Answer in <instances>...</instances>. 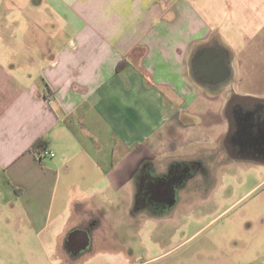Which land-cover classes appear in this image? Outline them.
Instances as JSON below:
<instances>
[{"label":"crops","instance_id":"0c3cea01","mask_svg":"<svg viewBox=\"0 0 264 264\" xmlns=\"http://www.w3.org/2000/svg\"><path fill=\"white\" fill-rule=\"evenodd\" d=\"M26 1L0 8L16 57L0 59V212L18 242L0 240V264L17 249L23 264L67 263L74 225L102 204L116 214L151 157L220 139L228 161L264 168V0ZM196 50L215 66L196 72Z\"/></svg>","mask_w":264,"mask_h":264},{"label":"rangeland","instance_id":"374dc122","mask_svg":"<svg viewBox=\"0 0 264 264\" xmlns=\"http://www.w3.org/2000/svg\"><path fill=\"white\" fill-rule=\"evenodd\" d=\"M23 1L27 3L19 0ZM15 4L16 0H0L3 14L4 5ZM10 13L5 16L8 22L14 21L13 17L19 21L24 15L17 8ZM4 33L0 34V59L8 67L16 57L12 41L7 38L13 35L12 30L6 28ZM217 100L209 105L211 114L207 119L211 122L221 120L220 109L213 108L220 107ZM207 102L209 98H202L195 108H204ZM191 113L186 112V116ZM221 147L219 139L208 144L193 143L170 156L151 157L146 170L153 172V178L171 176L169 184H164L172 190L167 206L144 207V187L138 183L135 188L127 187L133 198L128 202L117 200L112 205L116 214L102 204L93 215L86 213L74 225L89 242L78 253L69 250L60 254L69 258L64 264H264V168L230 162ZM7 189L0 187V196L6 197L0 198V207L6 204V211L12 204L8 192H4ZM6 211L0 212V240L5 239L4 244L13 248L18 244L11 234L14 229L1 220ZM17 250L6 255L5 264H23ZM43 257L40 254L41 262Z\"/></svg>","mask_w":264,"mask_h":264},{"label":"flooded vegetation","instance_id":"af4514ba","mask_svg":"<svg viewBox=\"0 0 264 264\" xmlns=\"http://www.w3.org/2000/svg\"><path fill=\"white\" fill-rule=\"evenodd\" d=\"M215 66L213 53L210 51L200 50L195 56V67L196 72H203L205 67L213 68ZM178 171V170H176ZM193 172V167L190 168V173ZM158 175L157 178H153V172H150L149 182L146 186H144V201H142V205H153L158 206V208H164L167 206L171 199L172 190L166 189L164 184H169V178L171 177L169 174H161ZM178 175V172L175 173V176ZM160 178H163L164 181H160ZM153 180V182L151 181ZM151 181V182H150Z\"/></svg>","mask_w":264,"mask_h":264},{"label":"water","instance_id":"95a60500","mask_svg":"<svg viewBox=\"0 0 264 264\" xmlns=\"http://www.w3.org/2000/svg\"><path fill=\"white\" fill-rule=\"evenodd\" d=\"M197 50L195 51L196 55ZM227 69V65L225 66ZM89 242V238L82 230H74L71 232L66 239V246L71 253H78L82 248H85Z\"/></svg>","mask_w":264,"mask_h":264},{"label":"trees","instance_id":"16d2710c","mask_svg":"<svg viewBox=\"0 0 264 264\" xmlns=\"http://www.w3.org/2000/svg\"><path fill=\"white\" fill-rule=\"evenodd\" d=\"M50 91V90H49ZM43 141L42 140H37L31 147V151H33L36 155L39 157L41 152L43 151Z\"/></svg>","mask_w":264,"mask_h":264},{"label":"built area","instance_id":"2783aa9c","mask_svg":"<svg viewBox=\"0 0 264 264\" xmlns=\"http://www.w3.org/2000/svg\"><path fill=\"white\" fill-rule=\"evenodd\" d=\"M40 156H41V157H43V156H46V157H54L55 154H54L53 151H50V150H46V149H45V150H43V151L41 152Z\"/></svg>","mask_w":264,"mask_h":264}]
</instances>
